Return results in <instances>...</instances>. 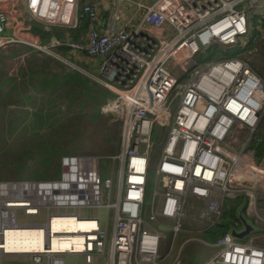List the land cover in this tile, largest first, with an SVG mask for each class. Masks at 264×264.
Returning <instances> with one entry per match:
<instances>
[{
	"label": "built area",
	"instance_id": "1",
	"mask_svg": "<svg viewBox=\"0 0 264 264\" xmlns=\"http://www.w3.org/2000/svg\"><path fill=\"white\" fill-rule=\"evenodd\" d=\"M118 1L101 28L98 8L91 0H0V52L12 45L31 47L67 66L69 56H85L95 64V82L115 95L102 111L116 112L123 125L122 148L115 156L121 164L116 181L111 176L102 179L99 162L90 158L82 167L85 176L65 186L57 185L65 173L60 180L36 184L35 213L18 207L26 214L47 208L42 223H19L11 215L18 207L4 206L2 198L0 244L8 227L47 226L50 216L72 214L92 219L95 227L78 234L63 230L55 234L81 235V248L50 251L47 233L42 251L22 253L28 262L165 264L172 248L166 245L167 232L173 240L188 223L200 227L196 230L200 235L183 239L179 251L191 241L210 247L213 253L201 264H264V153L255 158L253 146L264 137L260 128L264 77L240 53L202 63L196 60L201 50L214 44L233 48L238 40L244 42L251 19L258 26L262 17L257 14L260 0L139 3L136 23L129 20L121 27L116 24ZM80 13L87 23L86 33L70 34L69 30L79 27ZM30 22L40 24L51 37L42 42L31 31ZM164 24L170 26L168 37L166 30L162 35L155 33ZM54 29L62 38L52 37ZM182 75L185 82L173 97L170 94ZM154 136L161 140L155 143ZM155 144L159 156L153 167L149 216L153 222L149 223L143 207ZM48 186H52L46 190L51 197L45 205L40 191ZM241 194L246 196L245 217L252 221L253 231L242 239L232 235V227L213 238L204 236L214 225L232 221L224 213ZM23 196L24 192L14 199ZM100 207L107 212L113 209L104 222L99 216L81 215V209ZM6 254L0 250V264Z\"/></svg>",
	"mask_w": 264,
	"mask_h": 264
},
{
	"label": "rangeland",
	"instance_id": "2",
	"mask_svg": "<svg viewBox=\"0 0 264 264\" xmlns=\"http://www.w3.org/2000/svg\"><path fill=\"white\" fill-rule=\"evenodd\" d=\"M261 12L259 10L257 14ZM260 22L261 18L256 26L255 20L251 19L244 42L238 40L233 48H221L219 44H214L201 50L196 60L202 63L219 56L240 53L239 55L249 58L253 68L264 77V28L260 26ZM6 50L0 52V200L3 197L17 198L18 194L24 192V188L31 189L30 186L34 184H49L60 180L69 160H78V166L82 165V160H97L100 177L103 179L111 176L116 181L121 173V164L115 156L122 148L120 141L123 125L116 112L102 111V107L115 95L95 82L94 62L85 56H69V66L74 67L71 68L31 47ZM243 53L246 54L242 55ZM203 56L205 59H202ZM184 76L177 81L171 96L176 97L181 90L185 82ZM178 101L176 99L174 104ZM260 128L264 132V116ZM161 137L154 138L155 143ZM153 147V164L148 172L147 195L143 207V217L149 223L153 222L149 218L153 206L150 203L154 191L153 167L159 156L157 145ZM16 182H22L21 192L7 188L8 184ZM49 197L51 194H47L45 187H42L40 199L45 205ZM13 210L15 215L12 211L11 215L24 223H42L46 221L48 214L45 207L40 208L36 214H26L20 207ZM106 214L111 217L113 209L108 212L103 207L81 209L82 216H99L103 222ZM246 219L252 224L250 218ZM110 221L111 219L108 220V225ZM199 228L185 223L173 240L170 232H167L166 245L172 248L165 264L203 263L205 254L191 251L196 248L195 243L199 242L191 241L179 251L183 239L200 235L196 231ZM199 245L202 247L199 251L210 250V247ZM17 259L23 264L22 259H27V255H3L1 264H18Z\"/></svg>",
	"mask_w": 264,
	"mask_h": 264
},
{
	"label": "bare ground",
	"instance_id": "3",
	"mask_svg": "<svg viewBox=\"0 0 264 264\" xmlns=\"http://www.w3.org/2000/svg\"><path fill=\"white\" fill-rule=\"evenodd\" d=\"M77 162V163H75ZM69 160L66 165L65 179L62 182H59L58 186H65L66 182H71L73 178L78 176H85V172L82 170V167L85 160H82V165L78 166V160ZM22 182H16L13 184H8L7 188L14 189V192H21ZM46 186V184H44ZM31 189L24 188V196L20 199H6L1 200V203L4 206H24L29 209L27 212L33 211V198H34V188L38 189L37 185ZM52 186L46 187V190H50ZM29 190L30 192H27ZM8 202V203H7ZM29 206V207H28ZM14 216H12L13 218ZM96 223L91 219H78L75 215H64L61 217L50 216L48 218L47 226H20V227H8L4 229L2 240L0 244V250L5 251L6 253L12 252H40L44 249L45 236L47 233H50V251H60L59 249L66 250L68 248L74 247L79 249L82 246V237L78 234L80 232L91 230L95 227ZM65 233H73L68 235H56L60 231ZM48 231V232H46Z\"/></svg>",
	"mask_w": 264,
	"mask_h": 264
},
{
	"label": "crops",
	"instance_id": "4",
	"mask_svg": "<svg viewBox=\"0 0 264 264\" xmlns=\"http://www.w3.org/2000/svg\"><path fill=\"white\" fill-rule=\"evenodd\" d=\"M115 1L116 0H91V2L94 3L98 8V12L100 16L99 27L101 28L104 27L107 16L110 10L113 8ZM154 1L155 0H119L118 7H117L118 13H119V18L116 23L117 26L121 27L124 23H126L129 20L133 21L132 24H135L138 19V15H139L137 4L139 3L151 4ZM244 4L246 5L247 3H244ZM259 9L262 10L261 13L263 16L264 15V0H260ZM86 29H87V23H86L85 17L80 13L79 14V27L76 30H69V32L70 34L76 33L78 35H85ZM164 30L168 32L166 34V36L168 37L169 31H170V26L168 24H164L160 29H157L155 33L162 35ZM35 36H38V35H35ZM9 48H21V47H19V45H12L11 47H8L6 49H9ZM6 49H3L1 53L3 51H7ZM195 244L197 245L196 248H192L191 251H194V253L205 254V256H203L205 260L213 253V249H210L208 252L199 251L200 249H202V247L199 245L200 243H195ZM9 254H22V253L16 252V253H9ZM18 260L19 259H17V261ZM22 263L23 264L28 263V259H22ZM18 264H21V262H19ZM29 264H32V263L29 262ZM39 264H44V263H39Z\"/></svg>",
	"mask_w": 264,
	"mask_h": 264
},
{
	"label": "trees",
	"instance_id": "5",
	"mask_svg": "<svg viewBox=\"0 0 264 264\" xmlns=\"http://www.w3.org/2000/svg\"><path fill=\"white\" fill-rule=\"evenodd\" d=\"M30 23H31V31L33 32L34 35H38L42 42H46L51 37L49 32L40 28V24L35 22H30ZM260 26L264 28V15L261 17ZM256 32H258V29H256ZM53 33L54 35L52 37L62 38V33L58 29H54ZM262 36L264 37V35ZM74 37H76V35ZM60 49L64 54L66 53V49L64 47ZM262 52L264 53V39L262 45ZM202 59H205V56H203ZM154 138H156V136H154ZM253 146H254V157L261 158L264 153V137L262 138V140L254 143ZM146 195H147V190H146ZM245 197L246 196L244 194L239 195V197L235 200V202L231 204L230 209L225 211L224 216L225 217L229 216L230 218H232V221L229 220L226 225L224 223H218L214 225L212 228L204 231V235L206 237L213 238L219 233L229 230L231 227L234 228L235 230L242 229L243 223L239 215L242 214L245 217Z\"/></svg>",
	"mask_w": 264,
	"mask_h": 264
},
{
	"label": "water",
	"instance_id": "6",
	"mask_svg": "<svg viewBox=\"0 0 264 264\" xmlns=\"http://www.w3.org/2000/svg\"><path fill=\"white\" fill-rule=\"evenodd\" d=\"M239 217L242 220L243 229L241 231H236L235 229H233L232 235L238 239H242L246 235H248L251 231H253L254 227L252 226V224L247 222V219L242 214H240Z\"/></svg>",
	"mask_w": 264,
	"mask_h": 264
}]
</instances>
